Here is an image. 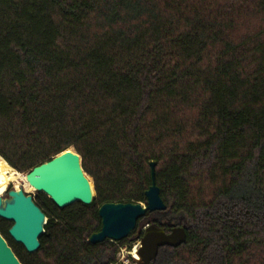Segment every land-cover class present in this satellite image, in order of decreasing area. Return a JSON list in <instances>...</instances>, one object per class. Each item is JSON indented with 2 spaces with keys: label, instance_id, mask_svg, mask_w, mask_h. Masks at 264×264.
<instances>
[{
  "label": "trees",
  "instance_id": "obj_1",
  "mask_svg": "<svg viewBox=\"0 0 264 264\" xmlns=\"http://www.w3.org/2000/svg\"><path fill=\"white\" fill-rule=\"evenodd\" d=\"M74 148L95 197L48 218L23 264H116L89 241L105 202L166 204L184 226L155 264H264V0H0V156L20 171ZM143 235L141 230L140 235Z\"/></svg>",
  "mask_w": 264,
  "mask_h": 264
},
{
  "label": "water",
  "instance_id": "obj_2",
  "mask_svg": "<svg viewBox=\"0 0 264 264\" xmlns=\"http://www.w3.org/2000/svg\"><path fill=\"white\" fill-rule=\"evenodd\" d=\"M155 165L156 162H151L152 183L145 192L147 201L103 203L98 209L101 229L91 234L90 242L121 241L134 232L138 220L147 212L166 209L156 183ZM26 180L37 191L47 194L60 208L75 202L90 205L96 195L94 183L82 167L80 154L72 148L33 167L26 174ZM0 218L11 222L9 235L29 253L40 249V237L45 233L48 219L32 194L22 188H9L5 195H0ZM138 237L141 245L139 258L135 261L138 264H155L160 247L179 246L186 241L187 233L181 225H174L170 231H166L157 223H148L143 229V235ZM0 264H23L1 232Z\"/></svg>",
  "mask_w": 264,
  "mask_h": 264
},
{
  "label": "rangeland",
  "instance_id": "obj_3",
  "mask_svg": "<svg viewBox=\"0 0 264 264\" xmlns=\"http://www.w3.org/2000/svg\"><path fill=\"white\" fill-rule=\"evenodd\" d=\"M72 149L74 148L72 147ZM0 159L4 158L0 156ZM12 168L17 171L20 175H22V177L17 180L9 181L6 190L1 193V195H5L9 188H22L25 192L32 194L34 197L38 196V191L34 187H32L23 177L26 176L29 171H20L14 168L13 166ZM88 176L90 177V180L93 181L92 177L90 175ZM143 229L144 227L141 230L143 231ZM141 230L135 229L134 232L129 237H127V242L125 244L120 245L119 252L117 255L118 261L116 264H138L135 261L136 258L134 257V253H138V250L141 245L140 239L138 237L140 235Z\"/></svg>",
  "mask_w": 264,
  "mask_h": 264
},
{
  "label": "bare ground",
  "instance_id": "obj_4",
  "mask_svg": "<svg viewBox=\"0 0 264 264\" xmlns=\"http://www.w3.org/2000/svg\"><path fill=\"white\" fill-rule=\"evenodd\" d=\"M21 177L22 175L15 171L6 160L0 159V195L6 190L9 181L17 180ZM23 177L26 180V176ZM134 257L136 259L139 258L137 252L134 253Z\"/></svg>",
  "mask_w": 264,
  "mask_h": 264
},
{
  "label": "flooded vegetation",
  "instance_id": "obj_5",
  "mask_svg": "<svg viewBox=\"0 0 264 264\" xmlns=\"http://www.w3.org/2000/svg\"><path fill=\"white\" fill-rule=\"evenodd\" d=\"M40 193H43V192H39V191H38V195H39ZM44 194H45V193H44ZM46 195H47V194H46ZM47 196H48V195H47ZM174 225H175L174 223L170 225V227H169V231H170V229L172 228V226H174Z\"/></svg>",
  "mask_w": 264,
  "mask_h": 264
},
{
  "label": "built area",
  "instance_id": "obj_6",
  "mask_svg": "<svg viewBox=\"0 0 264 264\" xmlns=\"http://www.w3.org/2000/svg\"><path fill=\"white\" fill-rule=\"evenodd\" d=\"M145 227V226H144Z\"/></svg>",
  "mask_w": 264,
  "mask_h": 264
}]
</instances>
